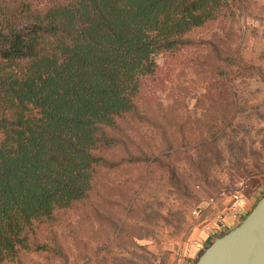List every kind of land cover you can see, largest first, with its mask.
Returning <instances> with one entry per match:
<instances>
[{"label":"rangeland","instance_id":"1","mask_svg":"<svg viewBox=\"0 0 264 264\" xmlns=\"http://www.w3.org/2000/svg\"><path fill=\"white\" fill-rule=\"evenodd\" d=\"M44 4L0 0V28ZM183 40L103 129L86 198L27 233L46 250L8 264H193L264 195V0H228Z\"/></svg>","mask_w":264,"mask_h":264},{"label":"trees","instance_id":"2","mask_svg":"<svg viewBox=\"0 0 264 264\" xmlns=\"http://www.w3.org/2000/svg\"><path fill=\"white\" fill-rule=\"evenodd\" d=\"M44 1L0 28V264L46 250L27 233L86 198L103 129L134 111L154 56L228 0Z\"/></svg>","mask_w":264,"mask_h":264},{"label":"water","instance_id":"3","mask_svg":"<svg viewBox=\"0 0 264 264\" xmlns=\"http://www.w3.org/2000/svg\"><path fill=\"white\" fill-rule=\"evenodd\" d=\"M193 264H264V195L237 225L205 246Z\"/></svg>","mask_w":264,"mask_h":264},{"label":"built area","instance_id":"4","mask_svg":"<svg viewBox=\"0 0 264 264\" xmlns=\"http://www.w3.org/2000/svg\"><path fill=\"white\" fill-rule=\"evenodd\" d=\"M237 218H239V216H238V217H236V216L234 217L235 221L237 220ZM204 248H205V246H204L203 243H198V244H196V249H197V251L202 252Z\"/></svg>","mask_w":264,"mask_h":264},{"label":"crops","instance_id":"5","mask_svg":"<svg viewBox=\"0 0 264 264\" xmlns=\"http://www.w3.org/2000/svg\"><path fill=\"white\" fill-rule=\"evenodd\" d=\"M210 238H211L210 236H209V237L207 236V238L203 241V244L205 245V242L208 241ZM196 251H197V250H196ZM197 252H198V251H197Z\"/></svg>","mask_w":264,"mask_h":264},{"label":"flooded vegetation","instance_id":"6","mask_svg":"<svg viewBox=\"0 0 264 264\" xmlns=\"http://www.w3.org/2000/svg\"><path fill=\"white\" fill-rule=\"evenodd\" d=\"M216 237V235H214L212 238L214 239Z\"/></svg>","mask_w":264,"mask_h":264}]
</instances>
